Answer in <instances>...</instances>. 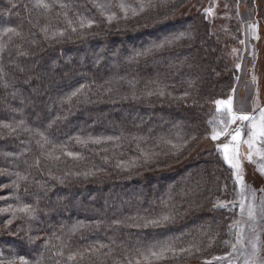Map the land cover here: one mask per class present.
I'll use <instances>...</instances> for the list:
<instances>
[{
    "label": "trees",
    "instance_id": "trees-1",
    "mask_svg": "<svg viewBox=\"0 0 264 264\" xmlns=\"http://www.w3.org/2000/svg\"><path fill=\"white\" fill-rule=\"evenodd\" d=\"M229 1L230 20L216 23L178 17L192 0H0L3 264H221L232 253L234 171L217 148L198 152L238 82ZM261 2L248 0L264 22Z\"/></svg>",
    "mask_w": 264,
    "mask_h": 264
},
{
    "label": "rangeland",
    "instance_id": "rangeland-1",
    "mask_svg": "<svg viewBox=\"0 0 264 264\" xmlns=\"http://www.w3.org/2000/svg\"><path fill=\"white\" fill-rule=\"evenodd\" d=\"M191 4L185 7L181 11L178 17H189L196 13H202L211 22H220L222 20L229 21V0H192ZM259 2V0H258ZM260 0V7L262 6ZM236 10H238L237 20H240L242 39L237 44L238 49L231 46L229 52L234 57V64L238 60L239 77L238 82L234 89L233 109L242 110L245 113H253L255 109L256 115L259 114L257 110L262 108L264 102V22L262 17H257V11L251 8L248 4V0H236ZM211 8V14L208 13V9ZM176 18V17H174ZM233 20V18L231 17ZM255 77V79H253ZM260 94V95H259ZM239 124V122H237ZM247 124V122H245ZM234 124L231 127L235 128ZM247 127L244 128L241 140L247 139ZM230 137L221 136L219 140H212V138L205 140L201 143L199 151H204L209 148H217L218 145L227 142ZM259 145V144H258ZM257 147H260V145ZM264 150V149H262ZM222 154V150H218ZM241 163L243 169V176L247 188L254 190L255 200L251 198V192L246 191L243 197L245 203V210L241 213L240 203L242 200L241 188L237 183V205L241 215L240 224L238 226L237 235L242 232L243 245H237L239 251L233 253L231 256L222 255L218 257H226L224 260H218L221 264H228V260L231 259L234 264H244L245 258L252 252V243H256L259 249L257 259L264 261V175L258 171V166L264 164V161L252 153L254 160L249 162L247 154L249 149L246 145L241 144ZM259 157V158H257ZM230 166V165H229ZM231 167V166H230ZM234 175H235V170ZM254 204L255 206V219H250L247 214V205ZM237 239V237H236ZM237 241V240H236ZM235 241V242H236ZM236 244V243H235Z\"/></svg>",
    "mask_w": 264,
    "mask_h": 264
},
{
    "label": "snow or ice",
    "instance_id": "snow-or-ice-1",
    "mask_svg": "<svg viewBox=\"0 0 264 264\" xmlns=\"http://www.w3.org/2000/svg\"><path fill=\"white\" fill-rule=\"evenodd\" d=\"M37 6L43 7L45 9L50 7V5L45 3L44 0H37ZM97 6L102 7V5H97ZM61 7H65V5L62 4ZM120 7L124 11L125 16H126L128 9L123 4H121ZM140 10L141 11L144 10L143 4H141ZM132 11H133V14L135 15L136 10L133 9ZM207 11L209 14H211L212 9L209 8ZM114 18H115L114 13L108 16L109 21H111ZM91 23H92L91 21L88 22L89 26H91ZM81 26H83V23L81 24ZM74 30L75 29H73V31ZM59 35H63V33H59ZM162 46L163 44L156 45V47H162ZM253 79H255V77ZM73 95H76V93H73ZM216 103L218 105V111H220V109H224L226 111L221 113L222 118L219 121L217 122L210 121V123H213L214 125L212 128L211 138L212 140L216 141V140H219L221 136L230 137V140H228L225 143H222L221 145H218V150H222L224 160L231 166L232 169L235 170V179L241 188L242 200L240 203V208H241V213H243L245 210V203H244L243 197L245 196L246 191L251 192L252 200H255L256 193L254 190L248 189L247 185L245 184L242 163H241L240 147H241V144H244L249 149V152L247 154V159L249 162H252L253 160V156H252L253 152H255L256 155L259 156L262 161H264V150H262L264 149V108H260L259 114L256 115L254 114L255 109H253V113L251 114L245 113L242 110H234L231 98H229L227 101H217ZM237 122H239V124H237ZM245 122H247V124H245ZM234 124H236L237 126L235 128H232L231 126ZM3 127L11 128V126L7 124L3 125ZM245 127H247L248 129L247 139L241 140V136H242V133ZM12 130L14 131V129ZM95 142L99 143L100 141L97 140ZM258 144L261 147H257ZM69 155H72V154L69 153ZM258 171L262 175H264V164H261L258 166ZM30 209H31L30 205H25L22 209H20V211L28 213L30 212ZM6 211H8V209H0V212H6ZM247 214L250 219H255L254 204L247 205ZM164 219H167V217H165ZM7 223L10 225L12 221L9 220ZM151 223L158 224L159 221H152ZM237 245H241V246L243 245L242 232L237 235L236 244L232 245V253H229L228 254L229 256L239 251ZM101 247H104V246L101 245ZM168 251H173L171 246L162 247L158 251L149 249L148 254L142 255V258L144 260H149L152 258L159 260L163 258L165 253ZM258 252H259V249L257 247V244L252 243V252L249 256L245 258L244 264H264V261H259L257 259ZM81 258H83V254H81ZM69 259L70 260L75 259V255L70 256ZM214 259L224 260L226 259V257H215ZM19 260H20V264H29L28 260L25 259L23 256L19 257ZM0 264H3V261H0ZM9 264H14V262H9ZM136 264H140V261L137 260ZM228 264H234V262L231 259H229Z\"/></svg>",
    "mask_w": 264,
    "mask_h": 264
}]
</instances>
